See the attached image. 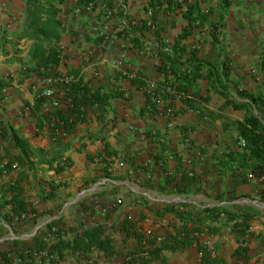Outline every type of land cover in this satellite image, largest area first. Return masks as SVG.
Instances as JSON below:
<instances>
[{"label":"crops","instance_id":"crops-1","mask_svg":"<svg viewBox=\"0 0 264 264\" xmlns=\"http://www.w3.org/2000/svg\"><path fill=\"white\" fill-rule=\"evenodd\" d=\"M195 4L203 23L190 19ZM76 5L0 0V264H38L34 249L53 225L55 250L80 238L53 264H124L116 251L79 248L93 231L115 250L131 248L137 233L165 235L183 227L178 214L203 209L250 215L246 244L220 215L201 223L214 233L152 264H203L201 247L211 264H264V0ZM48 6L50 27L33 17ZM164 60L167 73L156 65ZM180 62L199 65L193 84L179 87L189 98L168 93L150 106L144 85L179 86ZM47 73L74 76L72 95L58 84L55 97L77 100V112L74 101L55 108L39 96ZM15 194L25 207L4 205Z\"/></svg>","mask_w":264,"mask_h":264},{"label":"trees","instance_id":"trees-1","mask_svg":"<svg viewBox=\"0 0 264 264\" xmlns=\"http://www.w3.org/2000/svg\"><path fill=\"white\" fill-rule=\"evenodd\" d=\"M36 1V0H35ZM90 2H94V8H95V3L101 2L103 5V2H108V0H77V8L81 10H86L87 5ZM107 5V4H106ZM197 5L195 4L190 7V11L194 13V10L196 9L197 11L195 12L192 17H190L191 20H199V23L204 22V17L200 15L199 10L197 9ZM93 8V9H94ZM39 9V8H38ZM43 10V9H42ZM37 13L41 12L38 10L36 11ZM42 15H34V19L37 21H41L43 17H46V20L43 23V26L50 27L52 23H54V18H55V13L56 10L52 6L45 7L43 10ZM40 45V44H39ZM163 60V59H162ZM169 60L173 61V58H169ZM168 62H161L159 64V68L161 70H164L166 73L168 72V69L172 68V64L170 66H167ZM169 64V63H168ZM180 66L183 64H186L192 68V72L190 74L186 75H181L182 79V84H179L178 87L180 88H189L193 82L195 81L196 77L198 76L197 71L199 69V65L196 66L195 63L190 62H180L178 63ZM198 67V68H197ZM48 73L46 74V76ZM78 83L76 82V79L74 82L67 84L64 86V90L67 96L72 95L71 91L73 90V86L77 85ZM149 85H144V89L148 91V102L150 106L155 107V102L156 100L160 99L162 95H166L165 97L170 96L169 92L166 91V87H162V89L159 91H155L154 89H149ZM169 93V94H168ZM153 99V100H152ZM74 101V108H72V112H77L79 110L78 107V102L76 103L77 100ZM154 101V102H152ZM59 113H62L61 110H59ZM244 133H248V131H244ZM248 135V134H247ZM248 138H246V141ZM245 141V142H246ZM246 145V144H245ZM67 164L63 163L62 165L58 166V170L63 169ZM12 192V190H10ZM2 198L6 197V194H1ZM4 205L5 204H11L14 206H17V208H23L25 207L24 201L20 198L18 194H15L11 196L10 200H5L4 199ZM18 210V209H17ZM200 214L196 213H188L187 215V220H184L182 215H179L181 217V220L183 221L184 225L183 227H175L173 231L167 232L165 235H162V241L160 243H157L156 238L157 234L156 233H151L148 236H144L143 234H136V242L135 245L131 248H122L120 250H115L112 246H110L109 239L106 240H99L98 232L93 231L90 232L88 235H90L91 242L86 244L84 248H79L81 249L82 252L86 253L91 250L92 246H97L98 248H104L105 252L107 255L115 253H121L122 257L124 259V264H152L157 258H159L162 253L166 250L170 251H177V250H183L189 246H191L193 243L199 241L198 234L208 231L210 233H214L215 228H207L201 224L205 221L214 219L217 221H220L219 216L223 215L221 217V220L223 223H230L231 221H235L234 224V231L236 233V237L239 239V241H242L244 244V239L248 235H250L249 231V222H250V215L248 214H243V213H237V212H229L226 209H203L200 211ZM134 223L126 218L123 221L122 228L125 230H130L131 227H133ZM126 231V232H127ZM98 239V241H97ZM80 243V238H77V240L70 244V243H62L61 246L58 245L57 251L62 254V248L63 249H69L71 251H75V245ZM94 245H91V244ZM246 251V245L245 248H241L240 252L244 253ZM201 253L203 255V264H211L212 262H209V251L207 247H201Z\"/></svg>","mask_w":264,"mask_h":264},{"label":"built area","instance_id":"built-area-1","mask_svg":"<svg viewBox=\"0 0 264 264\" xmlns=\"http://www.w3.org/2000/svg\"><path fill=\"white\" fill-rule=\"evenodd\" d=\"M94 8V4H88L86 7L87 11H92ZM110 14L109 11H107V15ZM118 66H122L123 62L122 61H117L115 63ZM160 64L159 61L156 62V65ZM179 75H186V74H190L192 72V68L188 65L183 66L180 70ZM178 75H174L172 76V78H175V81L177 80ZM181 79V78H180ZM45 84L46 86L40 91L39 96L41 98H44L46 100H50L52 102L53 107L55 108H59L61 106V104H64L67 108L72 107L73 106V101L72 100H58L55 97V86H57L58 84H70L72 82L75 81L74 76H54V75H49L45 78ZM182 83V81L179 80L178 84ZM153 89V88H151ZM166 91L169 92L171 95L177 96L180 99H184V98H189V93L187 90L185 89H179L178 86H173V85H168L166 87ZM169 127H171V124L168 125ZM242 146L245 145V142L242 141L241 143ZM16 216V215H14ZM28 215L26 213H21L20 215L16 216L17 218L24 220L26 219ZM58 232V227L53 225L49 228V233L47 234L48 237H46L44 239V241L46 243H44L45 245H40L39 247L37 246L34 249V256H37L38 258V264H53L55 263L57 260H59L61 258V254L55 250L53 248V243L50 242V239L52 238V235L54 233ZM55 235V234H54ZM53 235V236H54ZM247 236L245 237V240H247ZM157 243H160L162 241V235L157 236L156 238ZM246 244V242H245ZM12 254L10 255V257L14 254L13 252H11ZM18 258H14V260H17ZM20 262H22L23 260L20 259ZM68 261V260H67Z\"/></svg>","mask_w":264,"mask_h":264}]
</instances>
